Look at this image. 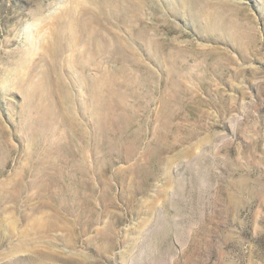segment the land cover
<instances>
[{
  "label": "rangeland",
  "instance_id": "obj_1",
  "mask_svg": "<svg viewBox=\"0 0 264 264\" xmlns=\"http://www.w3.org/2000/svg\"><path fill=\"white\" fill-rule=\"evenodd\" d=\"M106 1L0 0V264H264V0Z\"/></svg>",
  "mask_w": 264,
  "mask_h": 264
},
{
  "label": "bare ground",
  "instance_id": "obj_2",
  "mask_svg": "<svg viewBox=\"0 0 264 264\" xmlns=\"http://www.w3.org/2000/svg\"><path fill=\"white\" fill-rule=\"evenodd\" d=\"M109 1L110 0H107L106 2H107V5H109L108 3H109ZM131 1V0H130ZM104 3V2H103ZM133 4L134 5H130V6H128L131 10H129V9H127V11L129 12V13H132V16H133V20L134 21H138V20H140V15H139V13H140V10H141V5H142V3H140L139 2V4H137V3H134L133 2ZM101 5V4H100ZM104 5V4H103ZM102 5V6H103ZM74 6V5H73ZM77 8H79V6H77ZM104 8H106V5H105V7ZM101 9V8H100ZM103 9V8H102ZM74 10H75V8H74ZM77 10H79V9H77ZM106 10V9H105ZM124 10H125V8H124ZM66 11V10H65ZM98 11V10H97ZM100 11V10H99ZM99 11H98V13H99ZM103 12V11H102ZM102 12H101V14H102ZM80 14V13H79ZM97 16V15H96ZM69 17L71 18L70 19V24H69V26L71 27V32H73V31H75V30H77V29H86V24H87V19H85L86 17H85V15H84V17L85 18H80L79 16L78 17H76L75 16V12H71L70 14H69ZM93 17V16H92ZM93 21H94V19H92ZM101 21V20H100ZM129 22H130V20H128ZM69 28V27H68ZM70 30V29H69ZM13 44V43H12ZM49 48H50V53H54L56 50L54 49V48H52L51 46H49ZM55 48H56V46H55ZM23 59V58H22ZM21 60V59H20ZM16 61H18V60H16ZM18 63V62H17ZM21 64L22 65H24L25 67H26V62H25V60H23L22 62H21ZM19 65V64H18ZM20 66V65H19Z\"/></svg>",
  "mask_w": 264,
  "mask_h": 264
},
{
  "label": "clouds",
  "instance_id": "obj_3",
  "mask_svg": "<svg viewBox=\"0 0 264 264\" xmlns=\"http://www.w3.org/2000/svg\"><path fill=\"white\" fill-rule=\"evenodd\" d=\"M50 16L52 15V13L49 14Z\"/></svg>",
  "mask_w": 264,
  "mask_h": 264
}]
</instances>
